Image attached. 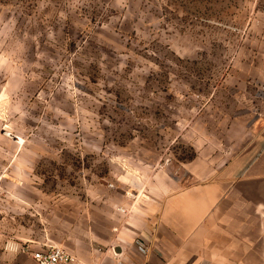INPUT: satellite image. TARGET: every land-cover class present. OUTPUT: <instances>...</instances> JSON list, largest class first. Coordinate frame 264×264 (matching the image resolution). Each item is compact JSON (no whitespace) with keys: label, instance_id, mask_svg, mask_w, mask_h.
<instances>
[{"label":"rangeland","instance_id":"374dc122","mask_svg":"<svg viewBox=\"0 0 264 264\" xmlns=\"http://www.w3.org/2000/svg\"><path fill=\"white\" fill-rule=\"evenodd\" d=\"M263 113L264 0H0V264L98 246Z\"/></svg>","mask_w":264,"mask_h":264},{"label":"crops","instance_id":"0c3cea01","mask_svg":"<svg viewBox=\"0 0 264 264\" xmlns=\"http://www.w3.org/2000/svg\"><path fill=\"white\" fill-rule=\"evenodd\" d=\"M257 122L252 135L229 132V144L206 146L177 172L156 170L98 246L63 247L84 264H264V113Z\"/></svg>","mask_w":264,"mask_h":264},{"label":"built area","instance_id":"2783aa9c","mask_svg":"<svg viewBox=\"0 0 264 264\" xmlns=\"http://www.w3.org/2000/svg\"><path fill=\"white\" fill-rule=\"evenodd\" d=\"M142 250L147 252L148 246H142ZM31 254L38 264H84L78 255L61 245L54 244L44 249H35L32 250ZM115 264H147V262L145 259L139 262H128L123 259H117Z\"/></svg>","mask_w":264,"mask_h":264}]
</instances>
